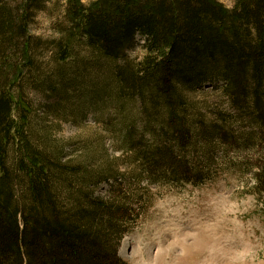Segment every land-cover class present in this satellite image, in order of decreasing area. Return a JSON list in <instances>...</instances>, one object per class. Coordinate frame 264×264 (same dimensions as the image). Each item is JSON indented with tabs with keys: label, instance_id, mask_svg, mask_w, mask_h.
Masks as SVG:
<instances>
[{
	"label": "trees",
	"instance_id": "obj_1",
	"mask_svg": "<svg viewBox=\"0 0 264 264\" xmlns=\"http://www.w3.org/2000/svg\"><path fill=\"white\" fill-rule=\"evenodd\" d=\"M46 1L0 0V264H127L118 249L139 217L133 206L146 200L125 181L197 186L219 166L250 174L264 196V0L231 9L217 0H67L72 28L51 55L66 63L77 44L95 69L108 68L110 98L120 101L114 149L132 169L123 180L116 169L62 160L29 131L18 84L35 67L40 40L28 28ZM136 34L138 62L126 58ZM210 83L221 102L198 106L189 96ZM102 184L105 199L94 194Z\"/></svg>",
	"mask_w": 264,
	"mask_h": 264
},
{
	"label": "rangeland",
	"instance_id": "obj_2",
	"mask_svg": "<svg viewBox=\"0 0 264 264\" xmlns=\"http://www.w3.org/2000/svg\"><path fill=\"white\" fill-rule=\"evenodd\" d=\"M82 1L87 5L91 0ZM217 1L227 9L235 4V0ZM67 8V0H47L28 28L40 40L34 51L35 69L24 71L18 84L30 110L29 131L36 138L46 137L54 150H62V160L89 172L116 169L123 180L132 169L125 150L114 149L119 145L112 135L117 138L121 129V116L114 110L120 101L110 98L108 68L95 69L96 59L77 44L66 63H56L51 55L53 42L72 28L65 18ZM143 40L135 35L126 51L128 60L144 57ZM41 81L44 89L33 88ZM52 85L54 95L49 92ZM214 85L205 84L189 98L198 106L218 104L221 98L212 91ZM213 168L215 178L197 186L144 181L137 187L125 181L122 189L130 185L145 194L146 201L133 206L139 217L123 235L118 256L127 264H264V196L256 195L250 174ZM107 190L102 184L94 194L105 199Z\"/></svg>",
	"mask_w": 264,
	"mask_h": 264
}]
</instances>
